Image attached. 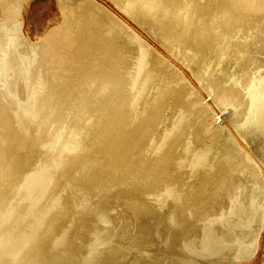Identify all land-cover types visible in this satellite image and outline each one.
Returning a JSON list of instances; mask_svg holds the SVG:
<instances>
[{"label": "bare ground", "instance_id": "obj_1", "mask_svg": "<svg viewBox=\"0 0 264 264\" xmlns=\"http://www.w3.org/2000/svg\"><path fill=\"white\" fill-rule=\"evenodd\" d=\"M27 1L0 0V264H250L264 0H111L170 56L97 0L33 39Z\"/></svg>", "mask_w": 264, "mask_h": 264}, {"label": "rangeland", "instance_id": "obj_2", "mask_svg": "<svg viewBox=\"0 0 264 264\" xmlns=\"http://www.w3.org/2000/svg\"><path fill=\"white\" fill-rule=\"evenodd\" d=\"M106 5L108 9L113 11L124 21L134 27L142 36L153 44L163 54L170 56V52L160 43L156 42L150 37V35L140 28L136 22L131 20L126 14H124L111 0H97ZM57 0H28L24 3L22 8V20H23V32L29 35L31 38L42 36L46 30L58 26L62 22V11L59 9ZM121 15V16H120ZM1 16V9H0ZM158 43V44H157ZM175 64L180 67L189 79L199 88L196 78L191 73L190 69L185 66L182 61L177 59L174 55H171ZM201 91V90H200ZM204 95L203 105H214L213 101L208 99V94L202 92ZM215 108H217L215 106ZM218 110V109H217ZM228 126L227 122L223 127ZM227 128V127H226ZM231 128V127H229ZM250 264H264V233L260 239V249L256 257L250 262Z\"/></svg>", "mask_w": 264, "mask_h": 264}, {"label": "water", "instance_id": "obj_3", "mask_svg": "<svg viewBox=\"0 0 264 264\" xmlns=\"http://www.w3.org/2000/svg\"><path fill=\"white\" fill-rule=\"evenodd\" d=\"M157 44H158V43H157ZM225 114L229 115V114H230V111L227 110ZM218 121H219V120H217V122H218Z\"/></svg>", "mask_w": 264, "mask_h": 264}]
</instances>
